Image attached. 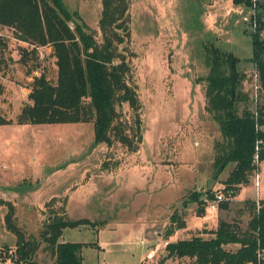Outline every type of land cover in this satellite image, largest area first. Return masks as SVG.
Returning a JSON list of instances; mask_svg holds the SVG:
<instances>
[{
	"label": "rangeland",
	"instance_id": "obj_1",
	"mask_svg": "<svg viewBox=\"0 0 264 264\" xmlns=\"http://www.w3.org/2000/svg\"><path fill=\"white\" fill-rule=\"evenodd\" d=\"M63 2L79 13L91 31L98 30L101 0ZM251 10L232 0H129L130 40L124 46L130 80L142 103L138 149L130 152L116 141L111 146L95 143L92 123L0 124V197L14 204L18 225L37 235L46 219L45 203L56 198L66 201L70 218L104 221L95 227L64 229V240L101 246H85L83 264H151L142 259L150 251L156 264H177L172 258L161 262L166 252L157 233L165 237L174 212L182 218L196 214L190 192L203 199H209L208 192H221L228 207L219 204L209 211L206 205L202 215L208 216L206 229L199 225L189 229L191 234L178 230L168 241L202 231L208 236L204 232L216 220L234 219L243 201L264 197V160L256 169L257 184L253 177L235 198L221 191L222 180L234 164L213 176V143L220 131L204 110V83L197 82L208 72L204 44L212 43L241 59L251 56V40L244 32L251 28ZM261 34L264 37V30ZM0 41V113L15 121L29 102L32 78L44 71L55 80V58L50 46H41L35 60L39 67L33 65L31 54L23 63L21 49L29 52L32 46L17 40L8 27L0 26ZM239 68L247 76L243 90L264 105V90L255 89L258 81L252 65L241 62ZM131 114L124 104L122 119L130 120ZM159 149L167 167L144 165L143 160L157 157ZM119 164L117 171L112 170ZM5 212L0 203V246H13L15 236L4 226ZM246 218L242 215L243 225ZM136 221L146 227L143 242L131 234L120 245L114 243L121 226ZM0 264L13 263L0 259Z\"/></svg>",
	"mask_w": 264,
	"mask_h": 264
},
{
	"label": "trees",
	"instance_id": "obj_2",
	"mask_svg": "<svg viewBox=\"0 0 264 264\" xmlns=\"http://www.w3.org/2000/svg\"><path fill=\"white\" fill-rule=\"evenodd\" d=\"M232 1L252 8L251 28L244 30L251 40V56L241 59L212 43L204 44L208 72L197 78V82L204 83V110L220 131L213 143V176H219L229 163L234 164L222 180L221 191L229 198L251 184L258 163L264 160V105L256 104L243 90L247 76L239 68L241 62L252 65L264 90V0ZM128 11L129 0H101L98 30L91 31L63 0H0V26L11 28L17 40L32 46L29 52L21 49L23 63L31 54L33 65L39 67L35 61L37 48L50 46L56 65L55 80L44 71L34 76L27 94L29 102L21 107L15 121L0 113V124L92 123L95 143L111 146L116 141L128 151H136L141 140L142 103L130 80L131 66L125 54L124 45L130 40ZM124 104L132 113L127 122L122 119ZM213 195L208 192L209 199ZM189 196L197 205L196 215L202 216L205 199L193 192ZM224 199L219 204L227 208L228 199ZM255 200L243 201L234 219H218L209 237L195 234L167 242L161 262L175 258L178 264H264V197L258 203ZM64 202L51 198L45 203L46 219L36 235L18 225L14 204L0 197L6 207L4 226L15 236L13 246H0L1 261L44 264L39 257L42 252L50 257L48 264H83V248H98V244L63 241V231L82 225L95 227L104 221L70 218ZM244 214L245 225L241 223ZM169 218L166 238L185 227L180 214L174 212Z\"/></svg>",
	"mask_w": 264,
	"mask_h": 264
},
{
	"label": "crops",
	"instance_id": "obj_3",
	"mask_svg": "<svg viewBox=\"0 0 264 264\" xmlns=\"http://www.w3.org/2000/svg\"><path fill=\"white\" fill-rule=\"evenodd\" d=\"M237 9V6H235V9L234 10H236ZM163 138V137H162ZM139 152V151H138ZM135 153V155L136 156H138V154L139 153ZM160 155H161V149H159V151H158V156L157 157H155L154 159H152L151 161H148V159L147 160H143V164L144 165H147V167H150V166H162V167H167L166 166V163H164L165 161H163V159L162 158H159L160 157ZM121 164V163H120ZM120 164L118 165V166H114L113 168H112V170H114V171H117L118 170V168L120 167ZM93 172H95V170L93 171ZM55 196V195H54ZM66 202V201H65ZM65 208H66V203H65ZM66 212H67V215H68V211H67V208H66ZM207 215H205V216H198V215H196V214H194L193 213V216L192 215H190L189 217H186V215H185V217H183V220L185 221V227H183L182 229H177V230H175L174 231V233L172 234V235H174V234H177L178 233V230H184V231H189V233L191 234V231L189 230V229H191V228H199V225H201L202 227H204L205 225H207L208 224V220H206L207 219ZM217 221L218 220H216L214 223H213V225H212V227H210V228H208L209 230L208 231H206V232H204L205 234H207L208 236H203V231L202 232H198V233H196V234H199V235H201V236H203V237H209L211 234H210V230H212V229H215L216 228V226H217ZM81 227V226H80ZM80 227H78V228H80ZM187 227V228H186ZM115 229V228H114ZM185 229H188V230H185ZM203 230L204 229H206V227H204V228H202ZM201 229V230H202ZM146 230V227L143 225V223L142 222H133V223H126V224H124L123 226H121V228H120V233L119 234H116L115 235V241H114V243H116V244H118V245H120L123 241H122V239L124 238V237H127V236H130L131 234L134 236V238L136 239V240H139L140 241V243H142L143 242V240L141 239L142 238V234H143V232ZM114 231H116V230H114ZM64 232V231H63ZM159 236H161L162 238V240H164V242H163V246L164 245H166V243L167 242H170V241H168V237L166 238V237H163L162 235H161V232L159 231L158 233H157ZM192 235H195V234H192ZM191 235V236H192ZM190 236V237H191ZM185 238H189V237H185ZM184 237L183 238H181V237H177V239L176 240H178V239H185ZM62 240L63 241H67V240H64L63 239V235H62ZM175 240V241H176ZM70 242H73V241H70ZM172 242V241H171ZM158 246H157V249H158V247H160L159 245L160 244H157ZM101 248V246L98 244V248ZM233 247H235L234 245H233ZM128 252H129V250H128ZM166 252V251H165ZM148 253H153V256L152 257H148L147 256V254ZM83 254V253H82ZM166 254V253H165ZM39 257L41 258V260L43 261V260H45V261H47V264L48 263H50V257L48 256V255H46L45 253H42L41 252V254H39ZM153 257H154V251H150V252H147L146 253V255H144V257L142 256V259H144V260H149V261H151V264H156L155 262H153ZM172 259H174L176 262H177V264H178V261L175 259V258H172ZM166 260V259H165ZM164 260V261H165ZM163 261V262H164Z\"/></svg>",
	"mask_w": 264,
	"mask_h": 264
},
{
	"label": "built area",
	"instance_id": "obj_4",
	"mask_svg": "<svg viewBox=\"0 0 264 264\" xmlns=\"http://www.w3.org/2000/svg\"><path fill=\"white\" fill-rule=\"evenodd\" d=\"M255 81H258V76H257V72L255 71ZM258 83L255 84V89L257 90L258 89ZM258 174L257 172L255 171V184H257V179H258ZM223 200V194L221 192H215L214 195H213V198L211 199H207L205 198V201H206V205H207V209L209 211H213V210H216L217 207H218V204ZM257 203H258V198H257ZM148 257H152L153 256V253H148L147 254Z\"/></svg>",
	"mask_w": 264,
	"mask_h": 264
}]
</instances>
